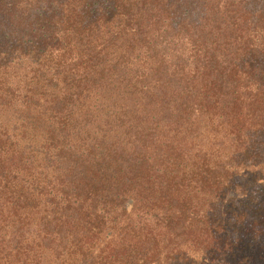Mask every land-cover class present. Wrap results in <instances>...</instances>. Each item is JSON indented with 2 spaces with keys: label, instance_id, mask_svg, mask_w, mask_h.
<instances>
[{
  "label": "trees",
  "instance_id": "16d2710c",
  "mask_svg": "<svg viewBox=\"0 0 264 264\" xmlns=\"http://www.w3.org/2000/svg\"><path fill=\"white\" fill-rule=\"evenodd\" d=\"M0 264H264V0H0Z\"/></svg>",
  "mask_w": 264,
  "mask_h": 264
},
{
  "label": "rangeland",
  "instance_id": "374dc122",
  "mask_svg": "<svg viewBox=\"0 0 264 264\" xmlns=\"http://www.w3.org/2000/svg\"><path fill=\"white\" fill-rule=\"evenodd\" d=\"M241 180V179H240ZM239 183H242V181H240Z\"/></svg>",
  "mask_w": 264,
  "mask_h": 264
}]
</instances>
